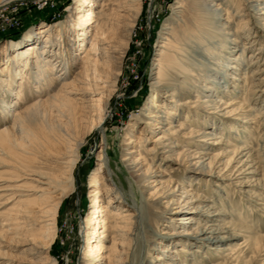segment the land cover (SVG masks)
I'll return each mask as SVG.
<instances>
[{
  "label": "bare ground",
  "instance_id": "1",
  "mask_svg": "<svg viewBox=\"0 0 264 264\" xmlns=\"http://www.w3.org/2000/svg\"><path fill=\"white\" fill-rule=\"evenodd\" d=\"M16 1L27 0H0V7ZM242 1L247 15L238 13L232 0L175 3L172 15L182 19L171 21L181 28L161 29L157 47L167 56L153 65L158 69L150 83L154 96L140 117L132 116L129 137L119 150L130 187L142 202L137 204L134 194L118 186L107 145L103 146L100 165L89 179L91 211L81 227L87 246L82 264H129L130 255L125 257L116 247L123 249L125 240L135 244L151 232L154 220L166 226L150 234L158 242L147 264H210L215 259L232 264L239 261L236 253L244 244L255 256L264 252V237L223 210L218 197L223 186L233 185L246 209L264 216V118L255 117L246 104L248 84L255 86L253 80L259 79L249 81L247 70L257 61L250 54L247 62L254 41H246L257 31L235 22V16L248 17L244 24L250 22L264 35V0ZM190 4L199 11L197 16L193 11L186 14ZM141 8L142 0H77L63 25L41 29L42 44L13 48L7 43L0 51L5 55L6 67L0 72L8 86L6 96L16 97L15 103L6 101L9 109L0 118L5 122L0 128V264H54L50 247L60 206L75 190L84 143L107 120ZM245 30L248 35L240 42ZM11 49L16 51L12 55ZM258 55H264V44ZM196 71L205 75L195 79ZM20 78L26 84L14 93L12 87ZM241 81L245 89L237 102L235 90ZM261 96L250 100L254 110L253 100ZM229 119L242 123V133L234 125L229 126L228 138L214 132L219 122ZM251 124L256 128L249 133ZM245 132L250 135L243 139ZM253 133L258 149L252 145ZM167 162L184 166L190 174L186 182L161 170ZM198 176L205 178L206 186L212 182V196L204 195L206 189L184 188L187 182L201 187L203 181L192 180ZM224 207L229 209L227 203ZM229 217L238 224L226 223ZM202 249L217 255H204V262L197 263L195 254H203Z\"/></svg>",
  "mask_w": 264,
  "mask_h": 264
},
{
  "label": "rangeland",
  "instance_id": "2",
  "mask_svg": "<svg viewBox=\"0 0 264 264\" xmlns=\"http://www.w3.org/2000/svg\"><path fill=\"white\" fill-rule=\"evenodd\" d=\"M177 1L178 0H142L140 17L138 18L137 25L133 30L128 44V52H126L125 58L123 60L121 75L118 81L117 93L110 100L107 120L99 130H93L88 136L86 143H84L75 171V190L63 200L64 202H62L60 206L56 235L50 247V255L54 260V264L83 263L82 257L87 246L84 243V236L82 235L84 234L82 231V224L87 221L89 212L91 211V199L89 196L91 194L90 192L92 191V188L89 187V179L96 167L100 165L98 156L103 146L107 145L108 153L111 156L109 163L115 172V178L118 181V186L122 187L128 194H134L137 204L140 205L142 202L140 195L134 191L135 189L130 187L129 177L123 168L119 150L120 146L127 142L124 137L126 136V132H128L127 124L131 123L130 120L132 116L137 115L140 117V114H142L154 96V93L151 92L150 83L152 82V78H154V76L156 77L154 73H158V69L153 70V65L155 66L158 64L160 56L163 58L167 56V53L162 52L157 47L161 29L167 25L173 26L176 29L177 27L178 29L181 28L179 27L180 25L178 22L171 21L172 19L175 21L182 19V17L176 19V17L172 15V9L176 6L175 3ZM76 2L77 0H27L21 2H12L5 7H0V51L3 52V48L7 43H10L13 48H25L27 45L34 42L36 45L42 44L43 40L39 39L38 36L41 29L49 26L59 27L60 25H63L64 22H66L67 17L70 15L71 8L75 6ZM232 2L233 7L238 11V13L245 15L249 14V12L245 10L242 0H232ZM193 6V4H190L188 8L186 7V14L193 11L194 13L196 12L194 15L197 16L199 11L192 10ZM261 7H264V4ZM242 17L243 16L240 15L235 16V22H239L240 26H252L251 31H257L255 33L250 32L249 38L246 41L247 43H253L254 41V46L252 47L251 51L247 53V62L250 63L251 59L253 62L257 61L253 67H250V69L247 70L248 76H251L249 79L251 82V80L254 78H264V71L260 73V69H264V55L260 57L259 55L257 56L260 45L264 44V35L262 31L258 30V28H254L253 24H250V22L244 24L248 17L243 20ZM247 33L248 32L246 31L242 34L243 36L241 35L240 42H242V38L246 37L245 35H248ZM257 35H259V37ZM57 40L58 36L55 34L54 43H56ZM241 44L242 43L239 44V47H242ZM51 51H55L54 54H56L57 47L53 46ZM14 52L16 51L11 49L9 54L12 55ZM250 54H252L251 59L249 57ZM10 55H7L8 58H10ZM4 56V53L0 54V71L6 67V65H4ZM56 58L57 57L55 56L54 60H56ZM25 74H27V72H25ZM195 75H197L195 76L196 79L205 74L203 72L196 71ZM239 76L242 77V73H240ZM4 78V73L0 72V118L1 116L3 117V113H6L9 109L5 108L7 104L6 101H12L15 103L16 100V97L13 95V93H7L10 96H6V88H8V86H4L3 84H5V82H2L1 80ZM25 78H20L17 81V85L14 84L12 87L14 89V93L20 90V87L24 85V83L26 84L24 80ZM259 79H255L256 81L253 80V82L256 83L255 86L253 85L250 87V84H248L246 104L249 107H252V101H250L252 98L262 95L261 90L264 89V79L261 81ZM221 82L222 81H220V83ZM12 88H10V91ZM244 89V82L241 81L239 83V89L235 90L237 102H240V99L244 93ZM24 94L26 95V92ZM34 101H36V99ZM253 102L256 103L254 106L256 109L254 110L251 107L248 109L254 113L255 117L262 116L264 118V115L262 114L264 112V96L262 95L261 97L253 100ZM16 108L11 110V112ZM8 115L10 118V112ZM51 117L50 119H54L56 122L57 118L53 117V115ZM248 117L252 119L251 122H255V117ZM246 118L244 117L243 119ZM202 119L203 118H201V122H203ZM240 119H242V117H240ZM4 123L5 122H0V128H2ZM6 123L9 124L10 121H6ZM207 123L212 124L213 122L207 121ZM257 123H261L260 118L257 120ZM217 125L219 129L217 128L214 132L223 134L226 138H228V130L230 131L229 126L234 125V129L237 130L239 128L238 130H241V133L243 129L242 123L239 122L238 124H235L234 119L225 121L223 125L219 122ZM137 127V129L140 130L143 128V125L139 124ZM253 127L254 129L256 128L254 124H251L250 128H247V132L250 133ZM261 132L263 133V131L259 129L260 135L262 134ZM128 135L126 137H129ZM249 135L250 134L246 132L243 133V139L245 137H249ZM254 135L255 136L253 137L255 138L252 145L255 149H258L260 146L257 140L258 136H256V133ZM233 138L234 137L230 138V140H233ZM207 141L208 138H206L205 142ZM232 142L236 143L235 140ZM148 146L150 147L151 144ZM262 146L263 145L261 144V147ZM161 170H163L168 176H172L176 181L183 180L186 182V178L190 176V174L184 170V166L178 167V165L170 164L168 162L167 164L162 165ZM204 179V177L201 178L198 176L192 180L193 182H201ZM184 184V188L187 190L193 188H196L197 190L206 189L204 191V195L206 197L213 195L211 188L215 189V187L212 185V182H209L207 184L208 186H206V182L203 181L200 184L201 187L196 184L194 185V183L190 184V182ZM222 190L223 192H219L218 194L219 202L223 204L222 209L227 211L229 214L236 215L237 219L243 224V226L251 229L258 236L264 237L263 214L254 209L247 210L245 204L240 201L239 196L235 193L236 189L233 187V185L227 184V187L223 186ZM224 203L228 204L229 209L224 207ZM225 222L238 224L236 219L230 217L227 218ZM150 224L153 226L151 227V232L149 231V234H143L141 238H138L135 244H132L129 240H125L122 241L124 243L123 249L120 250L118 247H116L117 252L123 251L125 257L130 255L129 264H147L148 261L152 260L153 256H155L156 252L153 253L152 249H154V244L158 241L150 234H152V232L160 233L162 227L166 226V224L158 222L157 220L152 221ZM247 236L248 234H245L244 239ZM108 246L110 247V244H108L107 247ZM201 251H203V254H195L197 263H201L202 261L204 262V259L202 258L204 255L207 258H209L210 255H217L215 250L206 251L202 249ZM252 253L253 252L251 251L249 245L244 244L242 249L236 253V255L239 254L240 256L239 261L233 262L232 264H264V252H262L260 256H255ZM218 263H222L221 260L215 259V261H212L210 264Z\"/></svg>",
  "mask_w": 264,
  "mask_h": 264
}]
</instances>
